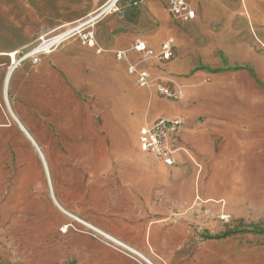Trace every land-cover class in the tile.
Masks as SVG:
<instances>
[{"label": "crops", "instance_id": "1", "mask_svg": "<svg viewBox=\"0 0 264 264\" xmlns=\"http://www.w3.org/2000/svg\"><path fill=\"white\" fill-rule=\"evenodd\" d=\"M74 1L62 0L60 17L46 26L49 32L64 31L88 19L107 0ZM34 12L39 14L29 12L28 32L32 30ZM199 15L206 17L202 10ZM86 27L93 34L94 46L74 35L42 53L35 63L28 62V58L18 62L7 90L9 121L27 137L31 149L38 152L41 161L38 172L47 187L54 193L56 184L63 198L73 200L67 202L70 211L59 206L60 211L68 219L82 221L92 228H86L92 232L90 235L76 239L75 252L86 257V263L80 264H145L143 259H148L142 254L147 246L163 253L176 249L178 202H193L187 190L197 177L201 181L209 168L216 174H225L230 166L225 167L221 159L235 148L233 145L251 146L250 134L256 128V120L250 119L254 107L249 96L244 109L248 111L247 121L244 118L236 121L226 114L228 107L216 103L205 106V93H214L216 89L196 90L198 87L191 78L198 74L190 77L194 62L187 59L185 51L175 58L174 40V58L162 68L194 89L195 96L199 95L202 101L196 103L197 99L186 92L184 100L177 102L176 113L153 117L146 113L143 121L136 123L134 112L143 108L146 94L130 90L128 83L135 88L136 85L127 73V63L118 61L116 53L127 52L129 60H134L138 55L131 49L138 39L158 50L169 38L156 47L144 40V13L135 24L120 12L101 16ZM255 74L264 78L262 73L260 76L255 71ZM251 80L249 76L248 81ZM224 90L232 94L230 89ZM151 99L168 102L155 96ZM159 117L183 120V127L171 139L172 146L179 149L173 166L140 152L138 147L140 128ZM0 128L3 129L1 123ZM98 232L131 251L122 248V253L113 249ZM183 233L181 238L185 237Z\"/></svg>", "mask_w": 264, "mask_h": 264}, {"label": "rangeland", "instance_id": "2", "mask_svg": "<svg viewBox=\"0 0 264 264\" xmlns=\"http://www.w3.org/2000/svg\"><path fill=\"white\" fill-rule=\"evenodd\" d=\"M61 2L0 0V123L3 126L0 128V264L86 263V257L75 252L76 239L92 232L60 211L59 206L70 211L67 208H72L67 202L73 200L63 198L56 184L54 193L47 187L42 173L38 172L40 156L31 149L33 146L27 137L10 125V111L3 98L4 79L11 64L8 53L20 51L19 58L34 49L42 35L57 36L76 27L57 32L46 28L60 17ZM126 2H120L118 7L130 23L135 24L144 13V40L156 47L171 36L177 44L175 58L180 51H185L187 59L194 62L190 77L198 74L191 78L198 87L196 90L216 89L214 93H205V106L216 103L228 107L229 119L247 121L248 111L244 109L250 96L254 107L250 119L256 120V128L250 134L251 146L242 148L235 143V148L221 159L225 167L230 166L228 171L216 174L209 168L203 179L199 181L197 177L193 187L187 190L193 202H178L176 249L163 253L147 246L142 255L151 264H264V78L255 74V71L260 76L264 74V0H189L197 13L196 26L195 22L189 25L173 21L163 0H142L137 10L126 7ZM200 10L206 17L199 15ZM31 11L39 14L34 12L32 30L28 32ZM67 13L68 9L65 17ZM87 32L88 29L83 33ZM41 55H37V60ZM139 59L140 56L130 62L135 64ZM163 66L155 62L140 65L150 73L153 84L166 83L171 89L181 90L183 97L172 101L158 95L155 88L140 89L128 83L133 92L146 94L143 108L134 112L136 123L142 122L146 113L149 117L176 113L177 102L184 100L186 92L197 99L196 103L202 101L199 95L195 96L194 89L188 88L179 77L168 74ZM247 76L252 80L248 81ZM165 79H171L172 83ZM222 89H230L232 94ZM151 96L168 102H157ZM229 103L233 105L228 106ZM53 179L55 182L54 175ZM70 224L79 231L70 228L66 233L60 232ZM181 233L184 238L180 237Z\"/></svg>", "mask_w": 264, "mask_h": 264}, {"label": "built area", "instance_id": "3", "mask_svg": "<svg viewBox=\"0 0 264 264\" xmlns=\"http://www.w3.org/2000/svg\"><path fill=\"white\" fill-rule=\"evenodd\" d=\"M112 0H107L103 6L98 10V12L93 15V20L105 16L112 13H119L120 8L118 7L119 3L124 0H115V2L111 3ZM165 1L166 12L170 16V18L179 23H188L196 20L197 15L196 12L192 9L189 4V0H163ZM126 7L131 8L133 10H137L142 3V0H127ZM88 23H79L76 26L82 29V33H76L82 41L86 42L89 46H94L95 41L93 38V34L91 32L83 33L86 29ZM84 29V30H83ZM70 35L67 38L74 36ZM56 35L52 37H41L38 39V44L35 47H41L49 44L48 52L58 46L60 43L58 41H54L56 39ZM65 38V39H67ZM64 39V40H65ZM63 40V41H64ZM53 41V42H52ZM51 42V43H50ZM34 47V48H35ZM40 49L38 53L31 56L30 59L33 63L37 62V55L46 53L44 48ZM135 52L138 57L140 56L139 61L135 64H132L127 56V52L119 51L116 53V59L118 61H124L127 63V73L128 75L134 78L135 85L140 89H152L155 88L158 95L161 97H165V99H170L172 101H178L182 99V91L171 89L168 84L156 85L153 84V78L150 73L146 69H142L140 67L141 64L146 62H155L156 64H165L174 58L175 54V46L172 38L164 41L158 50H153L148 47L143 41L139 39L134 43L131 49ZM28 51L24 52L21 57H19V62L28 58ZM171 82V79H165ZM180 89V87H178ZM183 127V120L181 118H156L153 122L149 124H145L140 128L138 135V147L140 152L152 155L157 160L161 161L166 166H173L175 163V156L179 149H176L172 146L171 139L172 135H174L177 131H179ZM85 227V226H84ZM72 228L75 231L74 225H66L62 229H60L61 233H66L68 229ZM86 228V227H85ZM107 239V238H106ZM113 245L111 246L113 249L122 252V248L130 251L129 248H126L119 242H112L107 239ZM123 253V252H122ZM145 264H150L147 260L143 259Z\"/></svg>", "mask_w": 264, "mask_h": 264}, {"label": "bare ground", "instance_id": "4", "mask_svg": "<svg viewBox=\"0 0 264 264\" xmlns=\"http://www.w3.org/2000/svg\"><path fill=\"white\" fill-rule=\"evenodd\" d=\"M113 2H115V0H112L111 1V3H113ZM94 15V14H93ZM93 17L94 16H91V17H89L86 21H84V22H82V23H91V20H93ZM81 24V23H80ZM84 30V29H83ZM82 31V29H80V26L79 27H75L74 29L72 28V29H70V30H68V31H66V32H64V33H61V34H58L57 35V37H56V39L54 40V41H58V43H60L61 41H63L65 38H67L68 36H70V35H74V34H76V33H80ZM82 33V32H81ZM53 42V41H52ZM51 43V42H50ZM49 44H47V45H45L44 47L43 46H41V47H37V48H34V49H32L31 51H28V54L26 53V55H28V59H30V57L31 56H33V55H35L36 53H38V51H40V49H42V47L44 48V50L46 51V52H48V48H49V46H48ZM29 48V46H27V47H24L23 48V50L24 49H28ZM20 53V51H15V52H12V53H8L7 54V56L11 59V64H10V66H9V69L7 70V72H6V75H5V79H4V85H3V98H4V103H5V107H6V109H7V111L9 112L10 111V109H9V101H8V98H7V90H8V86H9V81H10V76H11V74H12V72H13V69H14V67L18 64V62H19V59L17 58V55ZM10 113V112H9ZM77 221V220H76ZM80 223V224H82L83 226H85L86 228H88V229H92V228H90V226L89 225H87V224H85V223H83L82 221H77V223ZM95 231V230H94ZM97 232V231H96ZM98 233H102V232H98ZM103 237H105V238H107V239H109V240H111L112 242H116V240H113V239H111V238H109V237H107L105 234H101ZM131 251V250H130ZM135 254V253H134ZM136 256H138L137 254H135ZM139 258H141L142 259V257L141 256H138ZM148 261V260H147ZM150 264H151V262L150 261H148Z\"/></svg>", "mask_w": 264, "mask_h": 264}]
</instances>
